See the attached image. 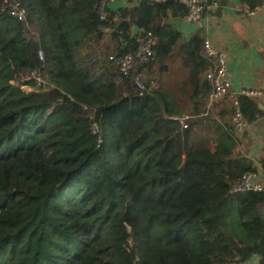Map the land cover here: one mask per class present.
I'll list each match as a JSON object with an SVG mask.
<instances>
[{
  "label": "trees",
  "instance_id": "16d2710c",
  "mask_svg": "<svg viewBox=\"0 0 264 264\" xmlns=\"http://www.w3.org/2000/svg\"><path fill=\"white\" fill-rule=\"evenodd\" d=\"M21 1L29 24L0 0V264H264V191L230 192L256 168L237 148L234 100L205 114L212 62L205 38L172 22L182 0L108 5L104 20L108 0ZM133 27L156 35L155 57L119 82L110 56L135 50ZM177 59L178 84L134 83ZM36 69L46 89L23 81ZM237 99L248 124L263 113ZM184 113L188 128L171 118ZM215 117L214 134L197 126Z\"/></svg>",
  "mask_w": 264,
  "mask_h": 264
},
{
  "label": "crops",
  "instance_id": "0c3cea01",
  "mask_svg": "<svg viewBox=\"0 0 264 264\" xmlns=\"http://www.w3.org/2000/svg\"><path fill=\"white\" fill-rule=\"evenodd\" d=\"M205 1L207 18L205 25L201 28L183 24L180 19H173L172 22L182 31L186 40L195 34L201 35L210 39L215 47L225 52L227 74L233 91L239 92L243 89L264 91V5L258 7L253 16H248L242 14L243 7L246 5L239 0ZM129 4L130 2L127 5ZM122 5L121 1H114L110 4L112 9ZM187 71L188 68L184 67L182 62L177 59L172 63V71H163L159 76L166 81L169 80V84L176 85L186 77ZM151 73L152 71L150 75ZM187 99L192 101L189 96ZM226 99L230 100L231 98H222L216 102L215 110L217 112L222 111L225 107L224 100ZM256 99L259 105L264 106V97L259 96ZM262 111L263 113L249 123L242 134L235 135V138L238 151L242 156L252 161L256 172L260 173L264 179V109ZM201 118L202 116L197 118L198 122ZM218 122L215 117L213 120L204 121V124L197 126L201 130L211 131L214 134L218 128ZM256 262L257 257L254 256L251 263Z\"/></svg>",
  "mask_w": 264,
  "mask_h": 264
},
{
  "label": "built area",
  "instance_id": "2783aa9c",
  "mask_svg": "<svg viewBox=\"0 0 264 264\" xmlns=\"http://www.w3.org/2000/svg\"><path fill=\"white\" fill-rule=\"evenodd\" d=\"M114 1H121L123 5L129 3V0H108L104 1L100 5V18L102 20L106 19L108 11L107 6L113 3ZM9 13L11 16L17 18L20 21L28 23L27 20V7L21 0H4ZM182 2L187 6L188 12L186 16L180 18L183 24H190L195 28H201L205 25L206 22V1L205 0H182ZM256 13V9H250L248 6H244L242 10V14L253 16ZM102 32L110 33L113 28L110 26H102ZM132 38L135 40V44H137L134 51L128 52L121 56H110L115 64L119 68V82H123L124 79L129 76L137 66L141 64H145L155 57L154 47L157 44V37L152 31H148L144 28L133 27L132 29ZM202 56L207 59H210L212 62V66L207 71L205 77L211 83L212 90L206 100V112L205 114H210L213 110L214 105L217 101L222 98H231L235 103V112L233 118V131L235 135L242 134L248 127V122L243 116V113L239 107V101L237 99V95L245 94L252 96L254 98H258L259 96L264 97V91L254 90V89H243L239 92H235L232 89L231 81L228 78L227 74V55L225 52L215 47L210 39H204L203 48H202ZM40 58L43 60L44 55L43 51L40 50ZM45 71L42 69H36L24 75L23 81L26 80H34L36 87L47 88L48 80H45ZM47 76V75H46ZM48 77V76H47ZM134 83L140 90L145 89L144 79L141 74H137L134 78ZM29 87L27 85H24ZM23 86V87H24ZM30 88V87H29ZM86 109L89 111L90 117L93 118L95 110L93 108ZM204 114H198L193 117L200 118ZM190 115H173L171 118L178 120L182 128H188L189 126V118ZM97 131V126L93 125V132ZM245 191H264V179L258 172H246L239 179L234 181L230 186V192H245ZM264 207V205H263ZM262 207V210H263ZM257 262H258V256ZM252 259L248 261L246 264H252ZM254 263V264H257ZM239 264V263H232Z\"/></svg>",
  "mask_w": 264,
  "mask_h": 264
},
{
  "label": "rangeland",
  "instance_id": "374dc122",
  "mask_svg": "<svg viewBox=\"0 0 264 264\" xmlns=\"http://www.w3.org/2000/svg\"><path fill=\"white\" fill-rule=\"evenodd\" d=\"M33 29V28H32ZM36 30V28H34V31ZM36 32V31H35ZM159 69H160V63L154 65V69L152 70V73L150 75V72H143L142 76L144 80H150L151 83V87H157L158 85H162V86H167L168 87H172V84H169L168 81H166L164 78H160L159 74ZM45 80H48V77L45 75ZM23 88L27 89L29 87L24 86Z\"/></svg>",
  "mask_w": 264,
  "mask_h": 264
},
{
  "label": "water",
  "instance_id": "95a60500",
  "mask_svg": "<svg viewBox=\"0 0 264 264\" xmlns=\"http://www.w3.org/2000/svg\"><path fill=\"white\" fill-rule=\"evenodd\" d=\"M261 109H264V106L262 104L259 105Z\"/></svg>",
  "mask_w": 264,
  "mask_h": 264
}]
</instances>
